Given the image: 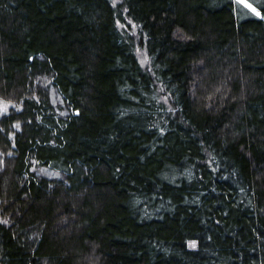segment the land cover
Segmentation results:
<instances>
[{"label": "trees", "instance_id": "trees-1", "mask_svg": "<svg viewBox=\"0 0 264 264\" xmlns=\"http://www.w3.org/2000/svg\"><path fill=\"white\" fill-rule=\"evenodd\" d=\"M247 2L0 0V264H264Z\"/></svg>", "mask_w": 264, "mask_h": 264}, {"label": "rangeland", "instance_id": "rangeland-1", "mask_svg": "<svg viewBox=\"0 0 264 264\" xmlns=\"http://www.w3.org/2000/svg\"><path fill=\"white\" fill-rule=\"evenodd\" d=\"M115 1L116 0H113V2ZM121 25H122L121 28H124L125 32H127V34H129L132 37V39L136 41L137 31H136V27L134 26V24H131L130 22L127 21L125 24H121ZM137 54L139 55L141 64L145 65L146 62H145L144 55L139 49L137 50ZM34 81L36 83V91L40 93L41 95H43L44 97H46L52 106H56V105L61 106V103L58 98V94L57 92H55L54 88L51 85H49V81L47 77H43L42 73L41 74L37 73L36 77L34 78ZM0 105L2 107L1 111L3 110L5 111L9 108V106L7 105H3V104H0ZM55 113H57L56 109H55Z\"/></svg>", "mask_w": 264, "mask_h": 264}, {"label": "snow or ice", "instance_id": "snow-or-ice-1", "mask_svg": "<svg viewBox=\"0 0 264 264\" xmlns=\"http://www.w3.org/2000/svg\"><path fill=\"white\" fill-rule=\"evenodd\" d=\"M237 3L243 4L246 8L251 9L253 12L256 13V15H260V12L256 10V8L253 7L251 3H248L247 0H237Z\"/></svg>", "mask_w": 264, "mask_h": 264}]
</instances>
